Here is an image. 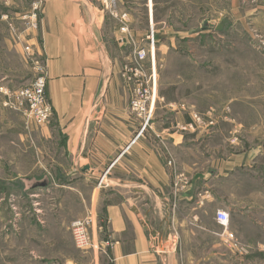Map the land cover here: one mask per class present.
Instances as JSON below:
<instances>
[{
    "label": "crops",
    "instance_id": "obj_1",
    "mask_svg": "<svg viewBox=\"0 0 264 264\" xmlns=\"http://www.w3.org/2000/svg\"><path fill=\"white\" fill-rule=\"evenodd\" d=\"M34 1L0 0V188L9 189L0 197L56 194L72 211L63 225L91 213L92 237L105 248L95 264H256L264 244L249 240L258 247L243 250H257L237 255L230 236L238 240L264 220V146L254 144L264 140V116L226 119L249 133L226 146L218 137L226 128L210 107L165 91L151 51L154 115L143 128L130 110L127 67L148 45L158 3L45 0L41 28L33 29L21 15ZM175 34L155 30L156 49ZM26 43L43 56L53 108L34 132L21 112L3 105L4 90L33 79ZM246 105L254 111L250 99ZM195 111L204 123L183 129ZM218 210L229 212L228 226Z\"/></svg>",
    "mask_w": 264,
    "mask_h": 264
},
{
    "label": "rangeland",
    "instance_id": "obj_2",
    "mask_svg": "<svg viewBox=\"0 0 264 264\" xmlns=\"http://www.w3.org/2000/svg\"><path fill=\"white\" fill-rule=\"evenodd\" d=\"M153 2L158 3L155 16L159 20L154 31L176 32L171 38L161 37L159 44L164 46L153 50L165 91L177 99L199 100L210 107L207 111H211L212 120L226 128L225 135L218 136L226 146L247 139V129L226 119L264 116V0ZM148 63L150 60H146V68ZM248 98L254 111L243 106ZM41 127L34 122L30 126L33 132ZM254 144L264 146L263 138ZM5 190L9 189L0 188V194ZM36 192L38 189L26 198L0 197V264H95L104 251L79 249L70 229L74 220L62 224L72 211L61 207L56 194L39 196ZM249 240L264 244V220H257L254 229L250 227L248 233L245 230L242 237L235 238L232 250L258 247ZM253 250L257 249L249 248L242 255H251ZM256 264H264V251L262 255L257 252Z\"/></svg>",
    "mask_w": 264,
    "mask_h": 264
},
{
    "label": "built area",
    "instance_id": "obj_3",
    "mask_svg": "<svg viewBox=\"0 0 264 264\" xmlns=\"http://www.w3.org/2000/svg\"><path fill=\"white\" fill-rule=\"evenodd\" d=\"M107 8L110 7L115 0H103ZM45 0H35L31 8L24 12L21 17L27 22L28 26L33 29H39L42 25V13ZM126 14H123V17ZM127 31V27L122 28ZM157 40L153 27L150 29L148 35V48H137L132 57V65L127 67V71L131 73L133 79L132 95L130 99L131 112L141 119L142 127L146 128L154 115V95L156 86V74L150 73L145 67V61L149 53L155 50ZM24 55L26 60L30 63L33 73L32 81L23 86L14 89H6L3 93L6 99L3 105L7 108L21 112L26 120L27 125L32 122L39 126L46 125L50 122L53 115V108L47 97V83L48 73L43 56L33 49V45L26 43L24 45ZM204 123V115L194 112L192 114L191 122L181 126L183 129H195L198 125ZM212 124V122H211ZM217 220L224 226H228L230 221V214L226 210L217 211ZM94 224V217L91 213L83 218L75 219L70 226L73 240L76 246L82 250L97 249L105 250L104 247L95 243L91 230ZM235 241L233 235L230 236ZM106 244H109L107 241ZM236 245V244H234Z\"/></svg>",
    "mask_w": 264,
    "mask_h": 264
},
{
    "label": "water",
    "instance_id": "obj_4",
    "mask_svg": "<svg viewBox=\"0 0 264 264\" xmlns=\"http://www.w3.org/2000/svg\"><path fill=\"white\" fill-rule=\"evenodd\" d=\"M222 27H223V24H220L219 28H222ZM151 234L153 237H155L157 235V232L155 230H151Z\"/></svg>",
    "mask_w": 264,
    "mask_h": 264
}]
</instances>
